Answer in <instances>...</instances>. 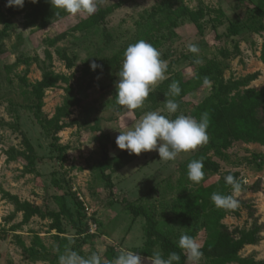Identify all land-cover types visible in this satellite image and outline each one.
Listing matches in <instances>:
<instances>
[{"label": "rangeland", "instance_id": "374dc122", "mask_svg": "<svg viewBox=\"0 0 264 264\" xmlns=\"http://www.w3.org/2000/svg\"><path fill=\"white\" fill-rule=\"evenodd\" d=\"M163 2L175 9L185 5L195 13L204 10V18L200 21L203 27L198 29L187 17L180 19L176 36L162 31L164 37L158 50L161 59L168 62V68L165 79L154 85L150 93L171 75L182 74L185 70L194 73L212 59L220 64L226 81L259 75L241 90L264 87V32L259 30V23L264 25V0H105L103 5L113 7L114 12L104 25L86 32L73 31L85 18L84 14L70 16L61 12L62 18L54 21L51 27L55 10L47 0L42 8L50 12L51 18L45 29L40 28L43 16L31 25L34 5H26L19 14L21 8L7 7V0H0V10L6 18L0 24V32L10 22L5 54L0 57V264H58V236L71 239L70 247L82 256L99 253L105 263L110 249L118 255L121 249L142 248L147 241V219L130 213L128 203L143 206L154 214L159 232L171 236L175 244L184 233L198 236L203 245L205 234L210 233L203 224L207 214L216 207L204 206L201 191L224 189V178L229 174H238L242 188L234 196L238 202L235 208L217 207L226 214L221 223L230 232L251 230L256 225L264 228V146L260 144L236 142L225 151L226 158L217 156L214 150H204L209 141L191 152L181 153L175 161H159L156 151L139 156L132 154L133 161L112 175L113 188L102 178L99 170L104 156L102 146L109 148L112 157L124 152L118 149L116 137L148 112V106L143 104L129 113L116 103L114 85L120 68L93 71L88 75L84 71L91 69L93 61L97 63L113 57L128 45L137 31V24L151 17ZM118 4L121 6L117 7ZM236 28L238 31L234 33ZM61 34L67 36L55 46L45 43L46 39ZM189 43L198 45L199 52H188ZM63 55L74 59L72 69L67 68ZM197 59L202 62L195 63ZM47 67L69 77L70 82H60L46 91L44 115L49 120L55 116L70 95L67 88L72 87L71 96L81 101L71 109L70 117L61 122L66 127L58 134V145L68 147L64 155L52 146V134L46 133L30 108L32 85L43 79ZM22 77L28 82L22 83ZM209 91L208 87L201 90L193 101H202ZM194 113L190 108H182L170 118L177 114L196 118ZM162 114L168 115L163 111ZM106 135L110 140L105 139ZM26 142L36 154L39 175L25 173L24 161L9 160L8 152L12 149L27 151ZM192 159H210L218 169L204 168L203 179L194 183L187 176V165ZM3 192L17 196L22 202L52 210L58 209L55 197L67 195L68 206L79 227L65 221L66 232L59 235L51 229L50 219L35 216L23 224L22 213L10 219L15 205ZM227 194H232L231 188ZM194 207L202 209L203 214L193 219L190 226H185L178 215ZM14 227L19 228L13 230ZM37 237L45 251L38 246ZM260 237L258 245L245 247L242 257L264 263V229ZM21 241L40 255L31 257ZM155 250L162 252L160 245ZM199 264H204L202 258Z\"/></svg>", "mask_w": 264, "mask_h": 264}, {"label": "trees", "instance_id": "16d2710c", "mask_svg": "<svg viewBox=\"0 0 264 264\" xmlns=\"http://www.w3.org/2000/svg\"><path fill=\"white\" fill-rule=\"evenodd\" d=\"M44 1L45 0H38V3H32L31 0H25L23 7L19 9L18 13L21 14L26 5L32 4L35 9L34 12L31 13V16L34 17L31 25L34 26L43 16L44 18L40 24V28H48L51 14L49 11H45L42 8ZM104 1L105 0H102V3L98 6V10L95 14L91 16L84 14L85 18L73 28V31L86 32L104 25L107 18L114 12L113 7H105L103 5ZM162 4L158 7V10L151 15V17L144 22H139L137 24V31L129 44H133L143 39L158 49L161 46L162 38L164 37L162 31L165 30L169 34L176 36L175 30L180 26V19L187 17L196 24L198 29L202 30L203 26L200 24V21L204 18V10L201 9L198 13H195L185 5L182 6L181 9H175L174 6L167 5L165 2ZM120 6V4L117 5V7ZM62 14L68 15L64 12H62ZM5 19V15L0 10V24ZM8 25L2 32H0V57L5 54L4 43L8 37L10 22ZM259 25V30L264 32V25L260 23ZM237 31L238 28L235 29L234 33H237ZM256 32H258V30H256ZM160 33L161 35H157ZM66 36L67 34H61L56 36V38H48L45 40V43L49 46H55L58 42L65 39ZM107 39L109 42V35L107 36ZM128 45L122 48L113 57L100 60L97 64L102 65L103 70L115 67L120 68L124 52ZM48 56L51 58L50 53H48ZM62 58L66 61L68 69L74 67V59L69 58L67 55H63ZM262 61L264 62V49ZM95 72L101 71L100 69H97ZM91 73H93L91 69H86L84 71L85 75ZM258 76V74H255L241 81H226L220 64L212 59L208 60L204 66L196 69L194 73L185 70L182 74L171 75L168 79L163 81L155 91L149 93L144 104L148 106V111H154L164 108V102L166 99H174L179 104L178 109L190 108L194 110L197 120L200 119L202 113L207 112L210 119V124L207 129L209 143L204 150H214L217 156L226 158L225 151L230 149L236 142L260 144L264 146V87L260 90L255 88L241 90L244 87H248L250 82L258 79ZM204 77L209 78L210 85H203ZM20 80L22 83L28 82L26 77H22ZM173 81H179L181 93L176 97L166 96L165 94L169 91V85ZM60 82L69 84L70 78L65 75L56 74L47 67L43 79L32 85L31 93L33 103L30 105V108L32 109L38 123L46 133L49 135L52 134L54 140L52 146L57 152L64 155L68 150V147L58 145V134L66 127L64 124H61V122L70 117L72 114L71 109L80 105L81 101L78 98L71 96L73 93L72 87L67 88L66 91L70 94L69 97H67L64 104L57 109L55 116L49 120L42 112L45 94L47 90L55 88ZM207 87L210 91L206 97L197 103L193 101V98L196 97L195 95L205 88L207 90ZM175 116L173 118H175ZM105 139L110 140V137L106 135ZM26 145L27 151L25 152L16 151L15 149H12L11 153L9 151V160L24 161L25 173L39 175L36 164L37 157L34 153L33 147L29 142H26ZM102 150L104 156L99 166V170L102 178L106 181L107 186L113 188L114 183L112 181V175L128 166L133 161L134 157H132L127 151L122 152L118 156L112 157L110 155V150L106 145L102 146ZM192 160H190V162ZM203 165V169L207 167L213 170L218 169V165L210 159L203 160ZM229 175H233L238 179V174ZM223 185L225 190L208 188L201 191V197L204 199L205 207L208 204L214 205V203H211V195L214 192L229 195L227 194V191L230 190L231 186L227 185L225 180ZM3 194L6 199L10 200L15 205V213L10 219H13L18 213L23 214V224L30 222L35 216H39L43 220L50 219L52 221L51 229L56 230L59 235H63L66 232L64 228L65 221L74 224L76 228L79 227L75 222L74 213H72L68 206L67 195H57L55 197V203L58 209L52 210L50 207L43 209L30 202H22L17 196H13L8 192H3ZM79 204L81 207L83 206L82 203ZM215 207L216 206L214 205L213 208ZM127 209L135 217H145L147 219V226L145 228L147 241L142 248L135 249L134 251H137L141 256L147 257L151 255L157 245H160L165 257L171 252H177L181 255L179 264H186V255L182 253L177 244L173 242L171 236L159 232L158 222L156 221V216L154 214L149 213L145 207H137L133 203H128ZM201 210L202 209L196 207L189 208L185 213H179L178 217L182 218L185 226H190L193 219L196 220L201 217L203 214L201 213ZM225 215L224 212L216 207L206 216V222L203 225L205 229L210 231V233L205 234L203 245H201V250L203 251V256L201 258L204 261V264H264L262 262H257L253 258H244L241 256V252L245 247L256 246L261 242L262 238L260 237V233L264 229L263 226L256 225L251 230L237 229L234 232H230L229 228L221 223ZM17 228L19 227H14L13 230H16ZM57 238L60 240L56 257L58 260L59 255L64 252L65 246H70L72 240L59 236ZM20 243L31 257L35 258L40 255V253L34 248L29 249L22 241ZM37 243L44 251L46 250L38 237ZM116 256L117 255L113 249L108 250V261L105 264H110Z\"/></svg>", "mask_w": 264, "mask_h": 264}, {"label": "clouds", "instance_id": "9594fccd", "mask_svg": "<svg viewBox=\"0 0 264 264\" xmlns=\"http://www.w3.org/2000/svg\"><path fill=\"white\" fill-rule=\"evenodd\" d=\"M38 3V0H31ZM55 10L54 21L61 19V12L70 16L86 14L91 16L98 10L102 0H47ZM25 0H7V7L22 8ZM188 52L198 53L199 47L196 44L187 45ZM202 61L197 59L195 63ZM92 71L103 66L93 61L90 65ZM168 62L161 59L160 51L151 43L141 39L126 48L122 60V65L117 73L118 80L115 82L116 103L122 106L127 112L141 108L148 98L154 85L165 79V72ZM203 85H210L208 77L203 78ZM181 93L179 81H173L169 85L166 96L176 97ZM179 104L174 99H166L164 109L148 111L143 113L138 121L129 130L119 132L116 137L118 149L127 151L130 155L137 156L145 152L156 151L160 157L159 161H175L181 153H188L207 143L209 137L207 129L210 124L209 114L202 113L199 120L192 116L183 114L170 118L177 113ZM166 112L168 115L162 114ZM203 160H192L187 165L188 179L194 183H199L204 177ZM227 185L231 186L232 194L223 195L213 193L211 201L218 208H235L237 201L234 199L236 193L242 188V183L233 175L225 178ZM178 248L186 255V264H199L203 251L198 236L194 237L182 233L179 236ZM181 255L171 252L166 257L161 251L153 250L151 255L144 257L137 251L121 249L118 255L110 264H179ZM58 264H105L99 253H92L85 257L70 246H65L64 252L58 257Z\"/></svg>", "mask_w": 264, "mask_h": 264}]
</instances>
